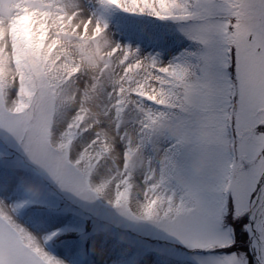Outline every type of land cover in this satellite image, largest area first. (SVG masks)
I'll use <instances>...</instances> for the list:
<instances>
[{
    "label": "snow or ice",
    "instance_id": "snow-or-ice-1",
    "mask_svg": "<svg viewBox=\"0 0 264 264\" xmlns=\"http://www.w3.org/2000/svg\"><path fill=\"white\" fill-rule=\"evenodd\" d=\"M98 2L0 0V264H264V0Z\"/></svg>",
    "mask_w": 264,
    "mask_h": 264
},
{
    "label": "rangeland",
    "instance_id": "rangeland-1",
    "mask_svg": "<svg viewBox=\"0 0 264 264\" xmlns=\"http://www.w3.org/2000/svg\"><path fill=\"white\" fill-rule=\"evenodd\" d=\"M80 6L83 9L84 15H103V18L109 25V31L112 33L115 39L122 43H131L133 45L139 44L142 50L145 52L153 51V49L141 41L140 37L142 35L164 30L170 26L175 27L170 21H160L154 17H148L146 15L125 13L119 9L102 10L98 0H80ZM190 46V41H188L186 38H183L182 34L176 33V44L174 46L175 50ZM24 197L25 193L20 192L19 194L13 196L12 199H23ZM31 207H36V205H31ZM17 219L19 222L24 224L25 227L31 228L32 224L29 218L25 215V209H21ZM73 222L78 223L79 221L73 217ZM238 246L242 251L247 250V246H240V244H238ZM48 250L53 255L65 259L66 264H68L70 257L67 255V253H60L57 250L56 245H54L52 250L50 247ZM178 258L181 261V264H196L194 254L188 250H182L180 253H178Z\"/></svg>",
    "mask_w": 264,
    "mask_h": 264
},
{
    "label": "trees",
    "instance_id": "trees-1",
    "mask_svg": "<svg viewBox=\"0 0 264 264\" xmlns=\"http://www.w3.org/2000/svg\"><path fill=\"white\" fill-rule=\"evenodd\" d=\"M237 240H238V244H240V246H247L246 240H247V236L246 233L243 235H237ZM244 248V247H242Z\"/></svg>",
    "mask_w": 264,
    "mask_h": 264
},
{
    "label": "water",
    "instance_id": "water-1",
    "mask_svg": "<svg viewBox=\"0 0 264 264\" xmlns=\"http://www.w3.org/2000/svg\"><path fill=\"white\" fill-rule=\"evenodd\" d=\"M251 256H252V253L250 252Z\"/></svg>",
    "mask_w": 264,
    "mask_h": 264
}]
</instances>
